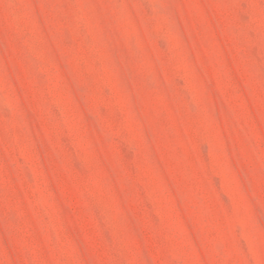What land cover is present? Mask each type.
Listing matches in <instances>:
<instances>
[{
  "label": "rangeland",
  "instance_id": "rangeland-1",
  "mask_svg": "<svg viewBox=\"0 0 264 264\" xmlns=\"http://www.w3.org/2000/svg\"><path fill=\"white\" fill-rule=\"evenodd\" d=\"M0 264H264V0H0Z\"/></svg>",
  "mask_w": 264,
  "mask_h": 264
}]
</instances>
